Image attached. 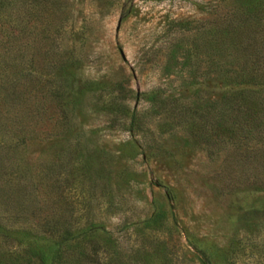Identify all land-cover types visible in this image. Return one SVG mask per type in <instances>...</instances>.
Wrapping results in <instances>:
<instances>
[{
	"label": "rangeland",
	"instance_id": "obj_1",
	"mask_svg": "<svg viewBox=\"0 0 264 264\" xmlns=\"http://www.w3.org/2000/svg\"><path fill=\"white\" fill-rule=\"evenodd\" d=\"M30 1L39 96L64 95L23 144L34 210L6 223L3 259L56 239L32 225L53 219L95 226L101 264H264L259 142L224 97L264 59V0Z\"/></svg>",
	"mask_w": 264,
	"mask_h": 264
},
{
	"label": "trees",
	"instance_id": "obj_2",
	"mask_svg": "<svg viewBox=\"0 0 264 264\" xmlns=\"http://www.w3.org/2000/svg\"><path fill=\"white\" fill-rule=\"evenodd\" d=\"M36 17V11L30 6L24 8L20 0H0V138L3 144L0 148V171H3L0 172L3 185H0V204L6 213L0 218V246L8 245L7 236L2 233L7 231L6 223L12 226L25 218L26 211L34 210L32 202H28V197L34 196L32 178L30 175L25 178L21 160V152L26 148L23 144L37 135V121L48 111L44 107L49 105L48 97L58 101L64 95L46 90L47 97L39 96L37 87L41 73L34 48ZM44 67L46 72L59 69L58 65L48 63ZM242 69L240 76L232 78L237 86L224 97L231 102L230 117L237 123L233 132L240 131L246 142H259L257 158L262 169L260 180L264 183V59L262 62L249 60L243 63ZM44 177L51 181L52 187L59 181L51 173V166ZM32 225L51 234L64 231L50 241L30 235L32 240L25 258L13 256L11 252L4 260L0 251V264H101L99 248L93 241L98 231L95 226L72 233L53 219ZM198 253L201 264H214L207 251L198 250Z\"/></svg>",
	"mask_w": 264,
	"mask_h": 264
}]
</instances>
